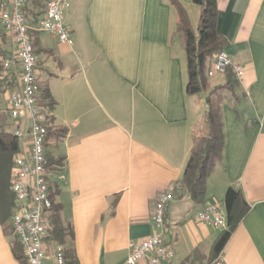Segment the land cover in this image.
Listing matches in <instances>:
<instances>
[{
  "label": "crops",
  "instance_id": "obj_1",
  "mask_svg": "<svg viewBox=\"0 0 264 264\" xmlns=\"http://www.w3.org/2000/svg\"><path fill=\"white\" fill-rule=\"evenodd\" d=\"M66 1L73 45L42 33L38 56L39 82L56 102L52 125L67 131L47 148L66 160L50 176L62 222L74 234L63 247L75 250L79 264H125L132 245L155 231L157 194L182 180L206 105L186 92V53L170 0ZM178 1L196 32L200 8L193 0ZM217 30L227 40L223 51L243 69L239 101L223 93L225 148L205 181L203 202L178 186L168 207L170 264L209 263L223 230L206 226L197 214L207 203L225 208L229 188L240 190L251 210L220 256L224 264H264V0H219ZM4 48L15 52L10 37ZM224 80L208 77L207 86ZM7 96L0 95V126L13 132L25 121L16 124L4 110ZM56 244L46 239L50 251ZM0 264H20L1 224Z\"/></svg>",
  "mask_w": 264,
  "mask_h": 264
},
{
  "label": "built area",
  "instance_id": "obj_2",
  "mask_svg": "<svg viewBox=\"0 0 264 264\" xmlns=\"http://www.w3.org/2000/svg\"><path fill=\"white\" fill-rule=\"evenodd\" d=\"M30 0H0V26L11 37L15 52L11 53L3 67L9 76H17V87L8 92L4 110L16 124L25 121L12 133L21 140L23 152L13 160L12 191L16 206L11 217L13 236L18 239L28 264H46L53 258L55 264H64V247L56 244L51 251L46 246L49 232L48 215L52 209L50 174L46 170L47 125L51 122V110L40 102L38 56L35 54L31 32L36 31L54 37L61 45H73V32L65 21L66 0H47L45 12L36 25L25 14ZM232 67L239 79L243 69L234 66L230 56L222 51L213 58L207 76L224 75ZM178 183H172L157 194L153 221L155 231L131 247L125 264H170L175 252L166 241L168 234L167 210L174 200ZM198 221L206 226L223 230L227 227L226 211L218 203H207L197 214ZM208 264H224L221 256Z\"/></svg>",
  "mask_w": 264,
  "mask_h": 264
},
{
  "label": "trees",
  "instance_id": "obj_3",
  "mask_svg": "<svg viewBox=\"0 0 264 264\" xmlns=\"http://www.w3.org/2000/svg\"><path fill=\"white\" fill-rule=\"evenodd\" d=\"M47 0H30L25 8V14L30 18L31 24L36 25L45 12ZM178 15L177 34L184 46L187 60L188 81L186 92L188 95L202 96L206 105L204 129L194 137L190 158L185 168L182 180L178 183L186 190L192 201L200 204L205 196V181L211 174L216 163L222 159L225 148L224 125L222 121L221 105L223 93L231 94L237 101L239 79L232 67H228L224 74V84L209 89L207 86V70L210 59L223 51L227 40L218 32V2L219 0H193L200 8L198 29L192 28L189 15L178 0H170ZM39 32L32 31L33 47L37 56L44 50L40 42ZM10 36L0 29V95L8 93L17 87L16 73L6 74L3 62L10 56L4 48ZM11 38V37H10ZM41 63L38 60L37 69ZM40 96L44 108L53 110L56 102L52 99L46 83L39 82ZM67 134L66 129L55 127L50 122L47 125L46 148L51 139L61 141ZM23 152L21 141L12 132L0 126V224L4 234L9 238L10 247L14 258L20 264H28L20 242L13 236L11 217L16 206V198L12 191L13 160ZM46 170L51 175L63 170L66 165L65 158H55L51 153H46ZM55 192L51 187L52 209L48 215L49 232L47 240L65 246L67 238H73L71 227L65 226L61 219V206L54 201ZM227 212V227L215 239L209 263L216 260L224 250L228 240L238 228L242 220L251 210L250 205L244 200L242 192L229 188L224 197ZM167 216V215H166ZM64 264H79L75 250L64 248Z\"/></svg>",
  "mask_w": 264,
  "mask_h": 264
},
{
  "label": "rangeland",
  "instance_id": "obj_4",
  "mask_svg": "<svg viewBox=\"0 0 264 264\" xmlns=\"http://www.w3.org/2000/svg\"><path fill=\"white\" fill-rule=\"evenodd\" d=\"M194 25H196V24H194ZM38 72V75H39V71H37ZM21 144L22 145H24V142H23V140H21Z\"/></svg>",
  "mask_w": 264,
  "mask_h": 264
}]
</instances>
